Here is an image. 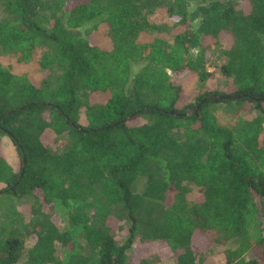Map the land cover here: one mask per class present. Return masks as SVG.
<instances>
[{"label": "trees", "instance_id": "obj_1", "mask_svg": "<svg viewBox=\"0 0 264 264\" xmlns=\"http://www.w3.org/2000/svg\"><path fill=\"white\" fill-rule=\"evenodd\" d=\"M0 10V54L38 62L42 76L0 62V264H153L135 254L154 244L170 264H208L210 247L230 242L219 264H264L263 118L229 128L215 113L264 116V0ZM217 49L229 88L184 103L176 78L205 79Z\"/></svg>", "mask_w": 264, "mask_h": 264}, {"label": "rangeland", "instance_id": "obj_2", "mask_svg": "<svg viewBox=\"0 0 264 264\" xmlns=\"http://www.w3.org/2000/svg\"><path fill=\"white\" fill-rule=\"evenodd\" d=\"M3 16L2 11L0 10V17ZM220 50L217 49L213 52L207 53V60L205 64L206 70V78L202 79L196 72L185 73L183 75H179L176 78V84H181L183 86L184 100L186 102H194L200 95L205 92H219L224 91L229 88L231 80L226 79L221 72V65L225 62V60L220 56ZM40 55L38 54V57ZM40 58H37L39 61ZM0 62L3 66L9 68L12 73L16 75H27L30 79L39 82L42 79L41 72L39 71V64L36 63H18L15 56L0 54ZM208 74V76H207ZM216 115L220 124L233 128L235 127L240 119L244 120H252L254 118H263L264 124V116L259 114L255 109L251 110L250 113L241 111L238 115L228 112L222 105L216 108ZM65 138L61 140L54 137V139H49L51 146L54 149H59L65 142ZM4 146L3 149L7 154L11 155L13 151V146L11 143L4 138ZM141 186V185H140ZM2 186H0L1 188ZM198 189L194 188L190 194V201L198 200ZM30 200L17 201L16 206L24 210L25 207L30 203ZM26 210V209H25ZM24 210V211H25ZM126 232H121L120 239L123 240ZM203 243H205L206 249L209 246L210 240L203 239ZM27 246H31L32 241L29 240ZM236 242H230L227 246L220 247H210L211 249L207 252V263L208 264H219L224 261V251L226 249H234L236 247ZM146 254L148 257L151 255H156L152 259L153 264H170L174 261V257L170 251L166 250L162 245H150L147 247H143L142 249H137L135 254V259H139L141 255Z\"/></svg>", "mask_w": 264, "mask_h": 264}, {"label": "water", "instance_id": "obj_3", "mask_svg": "<svg viewBox=\"0 0 264 264\" xmlns=\"http://www.w3.org/2000/svg\"><path fill=\"white\" fill-rule=\"evenodd\" d=\"M171 114L175 115L176 113L174 112H170ZM187 114H191V112H188ZM184 115V114H183ZM186 115V114H185ZM111 126H109L108 128H110Z\"/></svg>", "mask_w": 264, "mask_h": 264}]
</instances>
